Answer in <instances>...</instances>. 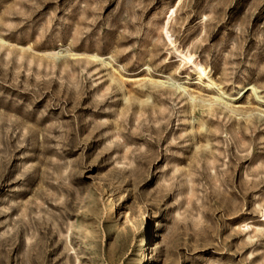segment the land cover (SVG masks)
Listing matches in <instances>:
<instances>
[{
    "label": "rangeland",
    "instance_id": "1",
    "mask_svg": "<svg viewBox=\"0 0 264 264\" xmlns=\"http://www.w3.org/2000/svg\"><path fill=\"white\" fill-rule=\"evenodd\" d=\"M0 264H264V0H0Z\"/></svg>",
    "mask_w": 264,
    "mask_h": 264
},
{
    "label": "bare ground",
    "instance_id": "2",
    "mask_svg": "<svg viewBox=\"0 0 264 264\" xmlns=\"http://www.w3.org/2000/svg\"><path fill=\"white\" fill-rule=\"evenodd\" d=\"M173 13V12H172ZM171 43V42H170ZM176 51H177V49H176ZM177 54H178V57L179 58H181L182 59V61H188V62H190L191 64H192V68H193V70H195L196 72H197V74L199 75V76H205L206 78H207V80H210V78H209V73H210V71L208 70V69H206V68H203L202 67V65L198 62V61H194L193 60V56L192 55H188V56H184V55H182V53L178 50V52H177ZM210 84V83H209ZM215 86V85H214ZM210 87V86H209ZM185 90V89H184ZM251 90L252 91H256L255 89H253V88H251ZM217 98V97H216ZM219 98V97H218ZM227 103V102H226ZM233 103V102H232ZM147 242H148V238H147V240H146ZM145 251V250H144ZM145 259V258H144Z\"/></svg>",
    "mask_w": 264,
    "mask_h": 264
}]
</instances>
